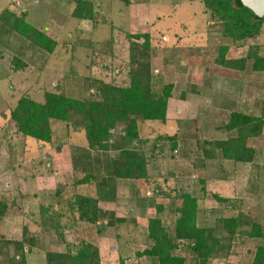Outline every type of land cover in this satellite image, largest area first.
Instances as JSON below:
<instances>
[{
  "label": "rangeland",
  "instance_id": "374dc122",
  "mask_svg": "<svg viewBox=\"0 0 264 264\" xmlns=\"http://www.w3.org/2000/svg\"><path fill=\"white\" fill-rule=\"evenodd\" d=\"M91 1L99 16L96 26L89 21L72 19L71 0H0L1 10L9 9L17 17L27 11L25 21L45 29L57 41L53 52L45 51L15 31L13 27L17 18L9 26L0 20V200H5L11 206L8 215L0 218V242H3L0 243V252L5 249L4 239L7 236L21 238L24 226H28L32 234L41 238L40 244L48 245L52 252L64 250L66 241L84 239L98 249L100 246V254L109 259L106 264H120L123 258L126 264H153L148 257L137 256V252L152 245V240L148 241L142 231L146 230L150 218L160 216L166 223L172 224L175 209L182 206V200H177L180 194L191 193L198 198L199 226L213 227L219 217L237 213L225 209L222 203L213 198L215 189L233 198H243L241 200L246 205L242 203V208L236 209L251 212L256 219L264 222V176L254 181L248 178L246 169L240 165L237 169L239 180L233 182L237 187L230 191V182L201 181L202 174L199 176L198 170L202 137L208 136L207 139L213 141L216 137H226L225 130L216 128L224 118H228V109L216 107L217 104L227 103L226 98L229 99L224 89L236 90L241 100L245 97L246 80L253 79L252 75H245L246 71L231 69L218 62L219 48L229 45L226 58L236 59L246 55L250 46L258 45V41L251 43V39L231 43L221 31V23L210 18L209 12L205 13L201 0H129V4L126 0ZM110 22L116 29H121L119 33L116 32V38L111 36ZM144 33L151 34V44L156 48L150 57L152 72L156 76L155 89L161 91L164 83L169 81L176 84L168 103L167 123L158 126V123H149L143 132V136L151 141L159 133L174 135L178 131L180 136L178 151L173 152L174 158L167 156V159L157 158L154 161L155 165H159L157 172H160V177H155L159 180L156 179L152 186L161 183L164 193L160 197H152L144 181L118 180L121 183H118L120 205L116 217L125 218L118 231L128 239L118 241L113 235L101 238L97 225L81 219L79 215L74 222L68 223L70 228L65 243L59 237V229H55L56 233L43 236L40 224V207L43 203L34 194L40 197L41 194L42 197L45 195L44 200L41 198L46 203L55 201L54 192L60 189L55 190V184H62L65 199L72 198L74 186L70 182H75L74 169H85L91 162L87 159L89 154L100 160V165H97L100 168L105 166L108 158L103 155L106 153L91 151L86 146L84 131L75 132L59 120L52 123L54 133L59 140L66 141L60 150L49 147L45 151L41 144L36 146L33 140L25 139L18 133L11 112L25 96L43 101L47 92L64 91L79 98L96 94L99 77L106 79L108 76L109 82L124 80L128 77V70L133 67L132 55L141 57L143 52L144 41L130 35ZM260 41L259 52L264 54V23ZM82 44L88 46L83 47ZM252 62L247 64L248 68L252 67ZM261 78L264 79V74ZM261 78H256L254 97L259 94L256 84L263 82ZM188 85L196 86V89L191 90ZM257 88L262 89L260 86ZM185 90L186 97H183ZM119 130L117 128L112 132L113 144L121 143ZM151 141L142 147L150 148ZM36 150L39 154L27 159ZM257 161L264 163V150ZM228 170L225 174L229 173ZM254 174L257 172L254 171ZM166 176L169 183L163 180ZM210 176L213 179V172ZM25 182H33V186ZM126 182L130 183L126 185ZM133 182L135 186L130 185ZM171 189L177 190V198ZM28 196L31 198L26 199ZM254 206L262 210L257 212ZM159 207H163V210H158ZM110 220L108 217L106 221ZM106 226L110 234L109 231L113 229L109 224ZM117 242L122 244L120 255L115 250ZM258 242L259 239L236 235L226 256L212 258L206 264H254ZM43 252L46 254L45 249ZM175 253L185 257L187 264L197 262L191 249L183 247ZM42 261L41 257L38 259L35 256L32 264H44ZM199 262L204 264L203 260Z\"/></svg>",
  "mask_w": 264,
  "mask_h": 264
},
{
  "label": "trees",
  "instance_id": "16d2710c",
  "mask_svg": "<svg viewBox=\"0 0 264 264\" xmlns=\"http://www.w3.org/2000/svg\"><path fill=\"white\" fill-rule=\"evenodd\" d=\"M71 1L73 8L70 16L73 19L89 21L93 23V26L97 25L99 16L91 0ZM126 2L130 3L129 0ZM201 2L204 4L205 13L209 12L210 18L217 19L221 23V31L231 43L255 40L259 36L264 16H256L251 9L243 6L240 0H201ZM26 17L27 11L17 17L9 9H0L2 22L9 26L17 18L13 27L17 33L36 47L53 52L57 46L56 39L51 38L45 29L27 23ZM119 31L121 29H116L110 22L111 36L116 38L115 34ZM130 37L144 41L143 52L140 50L141 57L132 55L133 67L128 70V77L124 80L109 82L108 76L106 79L99 77L96 94L79 98L67 95L64 91L47 92L43 101L25 96L11 112V118L16 123L18 133H21L25 139L33 140L36 146L41 144L44 150L49 147L60 150L64 145L66 140H59L53 130L52 123L59 120L65 122L67 127L75 132L84 131L86 146L91 151L106 153L103 155L108 158L105 166L100 168L97 166L100 165V160L89 154L87 159L91 162L88 166L82 170L74 169L76 193L72 198L65 200V206L62 202L43 203L40 207L43 236L56 233L55 229H59V237L65 243V239H68L67 231L70 228L68 223L74 222L79 215L81 219L95 223L100 235L119 237L120 232L117 226L125 223V218H118L115 210L100 206L101 202L117 201L118 183H120L118 180H142L150 188L152 197H160L164 193L161 183L152 186L158 179L155 177H160V172H157L159 165H155L154 161H157V158L165 159L167 156L174 158L173 152L178 151L180 136L178 131L174 135L168 132L159 133V136L151 141L150 138L143 136V132L144 127L150 125L149 123H158L156 126L167 123L168 103L173 96L176 84L169 81L164 83L161 91L155 89L156 76L152 72L150 57L153 56L156 48L151 44V34H133ZM259 49L258 45L250 46L245 56L228 59L226 57L229 45L220 46L219 56L216 59L242 72L246 71L250 61H254L252 69L263 71L264 57L259 56ZM149 51L150 55H148ZM91 63L93 66V61ZM188 86L191 90L196 89V86ZM186 91L183 92V97H186ZM241 118L243 116L235 114L229 122L233 124V128L238 129L240 135L243 134ZM117 128L120 129L121 143L113 144L112 132ZM225 129L228 132V125ZM207 138L202 137V141L199 142L203 151V157L202 155L199 157V162L203 163L206 160L213 162L216 159L214 152L219 154L220 160L223 158L246 160L247 156L242 151L245 141L240 136L228 135L222 140L217 138L214 141ZM150 141L152 143L150 148L142 147ZM110 152L113 155L109 156ZM31 154L27 156V159L33 158L39 152L36 150ZM168 179L167 176L163 178L166 183H169ZM84 188L90 190L85 191ZM171 192L175 193L176 198L178 197L176 189H171ZM61 193L62 190L59 189L58 200L61 199ZM213 198L222 203L225 209L235 210L237 213L219 217L213 227L199 226L197 223L198 198L191 193L180 194L177 200H182V206L175 209L172 224L166 223L160 216L149 219L144 234L154 243L141 252H137V256L148 257L153 264H187L185 257L175 253L176 250L186 247L195 253L197 260L195 264H200L199 260L206 261L226 256L232 247L233 238L236 235H243L250 239H259L254 264H264V222L256 219L251 212L236 209L241 207L242 203L246 205L244 200L223 196L217 192L213 194ZM257 206L261 207L259 204ZM10 209L9 203L0 200V218L8 215ZM259 209L261 208H254V210ZM158 210H163V207H159ZM108 217L111 219L109 222L106 221ZM107 224L111 225L110 229H113L109 231L110 234L106 231ZM120 235L123 237L122 234ZM40 240V237L29 231L28 226H24L20 239H4L5 249L2 253L0 252V257L1 255L4 257V264H28V256L33 253V249L39 247L45 249L47 264H101L98 247L84 239L66 241L64 250L54 252L48 245H41ZM0 243L3 244V242ZM120 264H126V260L120 259Z\"/></svg>",
  "mask_w": 264,
  "mask_h": 264
},
{
  "label": "crops",
  "instance_id": "0c3cea01",
  "mask_svg": "<svg viewBox=\"0 0 264 264\" xmlns=\"http://www.w3.org/2000/svg\"><path fill=\"white\" fill-rule=\"evenodd\" d=\"M261 35H262V28H261V32L259 33V36L257 37V39H255L256 41H258L257 42L258 46L262 45V42L260 41ZM250 42L253 43L254 40H251ZM259 54H260L259 56L264 57V54H261L260 52H259ZM241 57H243V56H241ZM228 59H230V58H228ZM231 59H235V58H231ZM231 69H233V68H231ZM263 74H264V70L263 71H255L252 69V67L251 68L247 67L245 75H248V76L252 75L253 77H251V78H253V79H251L249 81L246 80L245 91H244L245 97H243L240 100V97H238L239 92H236V90H233V89H229V90L224 89V91L226 92V94L228 95L230 100L225 97L227 100V103H225V104L221 103V104L216 105V107H223V108L228 109L227 110L228 111V118H224V120H222L221 123L219 124V126L216 128L225 130L226 132H225L224 136H226V137L228 136L227 133H229V135L240 136L242 139H244L245 147L242 148V151L247 156V158H245L246 160L241 161V160H236V159H232V158H226V159L223 158L220 160V159H218L220 157L219 154L214 152V156H216V159H214L213 162L206 160L205 162L202 163V161H201L200 167H198V170L200 169L199 170V176L202 174L201 181L205 180V182H230V187H231L230 191H232L234 189V186H236L235 183H233V182H238V180H239L238 176H237V169L240 165L242 166V168L246 169L245 170L246 174H249L248 178H253L254 181H257V180L262 178L261 176H264V163L260 164V162L257 161L258 156L260 154H262V152L264 150V146L262 145V141H264V79L261 78V77H263ZM254 77L261 78L263 80L262 83L256 84L257 87L260 86L262 88V89H258L256 87L257 91H259V94H260V95L258 94L256 97H254V87H255V81H256V78H254ZM221 90H223V89H221ZM235 114H240L241 116H243V118L240 119V122L242 121L241 123H243V125H242L243 126L242 127V133H243L242 135L243 136L240 135L238 129L233 128L232 123H229L231 121L232 115H235ZM227 125H228V129H229L228 132L225 129V127H227ZM203 137H208V136H203ZM226 137H216V139L217 138L223 139ZM250 149H252V150H250ZM47 150L48 149H46L45 151H47ZM240 150H239V154L241 152ZM202 154H203V151L201 150V155ZM221 155H222V153H221ZM251 155H252V158H251ZM202 157H203V155H202ZM255 161H257L258 164H256ZM250 164H253V165H251V167H250L249 166ZM211 168L213 171L210 172ZM226 169H229L228 174H225L227 172ZM254 171L257 172L256 175L254 174ZM212 172H213V179L210 176V174ZM206 179H209V180H206ZM28 183H31V187L33 186L32 185L33 182H25L24 184L28 185ZM62 183H64V182H62ZM70 183L73 184V186H74V192L72 194V195H74L76 193V188H75L74 182H70ZM128 183H130V182H126L125 184L127 185ZM119 184H121V183H119ZM130 185L135 186L136 183L133 182V184H130ZM28 186H30V185H28ZM58 188H60V190H61L62 184H59V185L55 184V190ZM215 190L220 195L230 196V195H226V193H223L220 190H217V189H215ZM57 191L54 192L55 193L54 197L56 198V200L55 201L53 200V202H62V204L65 206V200L69 199L71 196L69 198L65 199V196H64L65 191H64L63 193H61V196H60L61 199L58 200L59 195L57 194ZM38 193H40V192L38 191ZM35 195L36 194H34V197L35 198L38 197V199H40L41 203L46 202V201H43L45 199V195L42 197V194H41V197L43 198V200L38 194L36 196ZM62 195H63V197H62ZM28 197L26 199L31 198V196L29 198ZM119 198L120 197L118 196L117 201H115V202H101L100 206L104 209H115L116 213L118 214V212H119L118 209H119V205H120L118 202ZM236 199H238V198H236ZM241 199H243V198H241ZM262 209H264V208H262ZM142 210H143V208H142ZM256 211L260 212L259 210H256ZM120 226H122V225L120 224L117 227H120ZM130 232L135 233L134 231H131V230H130ZM142 232L144 234V229ZM120 234H122V232L119 233V237H115L116 240L119 241L121 239H124V240L128 239V238H123L124 236L122 237ZM7 237L8 238H5V239H20L17 236H15V237L14 236L13 237L7 236ZM102 237L103 236H101V238ZM106 238H109V237H106ZM109 239H111V238H109ZM151 240L152 239L148 238V241H151ZM153 243H154V241L152 240V244ZM117 244L118 245H116L115 250L118 253V255H120V250H121L122 244H121V242H117ZM99 249L101 250L100 246H99ZM100 255H101V260H102L101 264H106L107 261H109V259L106 260V258H104L105 255H103V256H102V254H100ZM35 256H37L38 259H40V257H41L44 261V264H47V261L45 259V253L43 252V249H41L39 247H36L35 249H33V253H31L28 256V259H27L28 264H32V260H33V258H35ZM3 259H4V257L1 255L0 264H4ZM43 261H42V263H43ZM208 261L209 260H207V261L204 260L203 263L206 264Z\"/></svg>",
  "mask_w": 264,
  "mask_h": 264
},
{
  "label": "water",
  "instance_id": "95a60500",
  "mask_svg": "<svg viewBox=\"0 0 264 264\" xmlns=\"http://www.w3.org/2000/svg\"><path fill=\"white\" fill-rule=\"evenodd\" d=\"M240 3L251 9L256 16H264V0H240Z\"/></svg>",
  "mask_w": 264,
  "mask_h": 264
}]
</instances>
